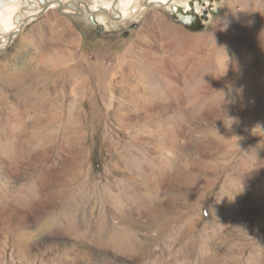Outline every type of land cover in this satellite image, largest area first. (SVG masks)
I'll return each instance as SVG.
<instances>
[{
  "label": "rangeland",
  "instance_id": "rangeland-1",
  "mask_svg": "<svg viewBox=\"0 0 264 264\" xmlns=\"http://www.w3.org/2000/svg\"><path fill=\"white\" fill-rule=\"evenodd\" d=\"M16 1L0 264H264V0Z\"/></svg>",
  "mask_w": 264,
  "mask_h": 264
},
{
  "label": "flooded vegetation",
  "instance_id": "flooded-vegetation-1",
  "mask_svg": "<svg viewBox=\"0 0 264 264\" xmlns=\"http://www.w3.org/2000/svg\"><path fill=\"white\" fill-rule=\"evenodd\" d=\"M197 1L198 0H195V2L192 4L191 7L189 6V0H187V6L179 5L181 7V13L175 12L174 11V7L176 5H172V10H171V14H170L171 17L177 23L182 24L183 26H185L188 29L192 28L193 26H198L199 29L202 28L203 22L206 20L208 14H209L208 13L209 8H205V6H202V9L198 10L195 7V4H196ZM149 2H151V1H149ZM2 4H3V2H0V5H2ZM119 4H120V0H117L116 3L107 4V7L104 4L102 7L106 8V9L114 8L115 10H118V15L120 16L121 12H119V9H120ZM162 5H164V4H162ZM52 6H54V5H52ZM88 10H90V6L88 7ZM92 10L93 11H98L99 9L96 6H93ZM126 13H127V11H126ZM194 13H196L197 15H195ZM115 17H117V16H115ZM95 20H96V18H95ZM16 21H18V19H16ZM97 22H98L97 20L94 21V23H97ZM15 29H16V25H15ZM6 33H9V32H6Z\"/></svg>",
  "mask_w": 264,
  "mask_h": 264
},
{
  "label": "bare ground",
  "instance_id": "bare-ground-1",
  "mask_svg": "<svg viewBox=\"0 0 264 264\" xmlns=\"http://www.w3.org/2000/svg\"><path fill=\"white\" fill-rule=\"evenodd\" d=\"M151 2H159L160 4H166V0H150ZM11 3H3L0 5V28L2 29L3 32H12L15 31V24H16V19H18L16 16L17 15V6H16V0H11ZM133 3V0H120L119 4V12H121L120 15H125L128 7ZM107 7V5H106ZM109 9V8H108ZM243 23L247 25V21L245 18H242ZM18 23V22H17ZM232 25V24H229ZM248 29H253L251 27V22L249 21ZM255 30H257L255 28ZM259 31V30H258ZM177 40V39H175ZM174 72V71H173ZM170 73V72H169ZM19 81V80H18ZM18 119V118H17Z\"/></svg>",
  "mask_w": 264,
  "mask_h": 264
},
{
  "label": "water",
  "instance_id": "water-1",
  "mask_svg": "<svg viewBox=\"0 0 264 264\" xmlns=\"http://www.w3.org/2000/svg\"><path fill=\"white\" fill-rule=\"evenodd\" d=\"M174 11H175V12H179V13H181V7L178 6V5L175 6V7H174ZM194 14L197 15L196 13H194ZM192 29H199V27H198V26H193Z\"/></svg>",
  "mask_w": 264,
  "mask_h": 264
},
{
  "label": "snow or ice",
  "instance_id": "snow-or-ice-1",
  "mask_svg": "<svg viewBox=\"0 0 264 264\" xmlns=\"http://www.w3.org/2000/svg\"><path fill=\"white\" fill-rule=\"evenodd\" d=\"M195 0H189V6L191 7Z\"/></svg>",
  "mask_w": 264,
  "mask_h": 264
}]
</instances>
